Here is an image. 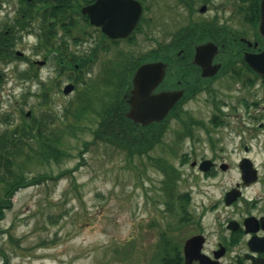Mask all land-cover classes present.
<instances>
[{"label": "rangeland", "instance_id": "obj_1", "mask_svg": "<svg viewBox=\"0 0 264 264\" xmlns=\"http://www.w3.org/2000/svg\"><path fill=\"white\" fill-rule=\"evenodd\" d=\"M204 1L194 0L192 15L177 0H150L153 4H147L149 9L139 32L133 37L135 41L131 44L123 42L113 49L138 57L156 48L154 40L167 44L179 32L184 35V26L190 21H195L194 25L202 28L201 22L214 21L212 12L201 14L198 11ZM241 1L212 0L209 3L213 10L221 12L217 23L229 27L228 36L220 34L219 37L227 40L231 37L229 32L241 31L246 24L241 15L230 13L231 5L241 3L246 6L247 1ZM18 6L17 0L1 3L0 29L11 20ZM76 20L77 25L71 28L68 36L60 32V38L55 36L51 39L54 44L65 39L70 54L78 55L81 44L73 42L72 38L82 32L83 22L78 17ZM37 21H32L30 32L15 39L13 50H19L23 55L7 64L0 62V70L4 72L0 112L8 114L16 124L22 122L20 108L25 113L29 112L28 118L46 117L49 129L59 136L60 147L69 155L49 167L31 161L26 164L29 177L44 172L51 176L63 173L55 179L21 187L11 197V205L4 209L0 219L3 230L0 249L7 255L6 260L0 255V264H160V257L155 253L161 233L173 242H182L194 232L209 230L215 215L221 212L210 211L209 202L220 194L222 188H212L209 184L214 181L201 176V171L190 165L192 160L214 156L226 162L228 168H218L220 175L216 178L222 180L225 188L226 183H235L240 158L248 156L264 182V82L255 79L246 82L232 79L228 74L219 75L205 83L204 90L187 101L188 113L181 115L183 126H194L193 138L185 136L187 132H184L181 140L175 141L170 149L173 133L169 130L162 143L151 144L148 151L129 157L125 150L105 138L93 141L91 132L99 126L101 106L93 104L94 112H85L78 121L64 110L70 103V110L80 103L79 98H84L83 89L89 92L92 100L99 98L100 105L115 101L118 95L115 81L111 79L107 84L103 80L106 79V75H102L104 69L96 64L83 76L86 81L89 76L97 74L95 79L86 81L84 86L75 84L73 92L63 94L62 87L67 82L70 68L58 69L54 63V52H46L47 47L40 46ZM89 31H93L91 27ZM243 36L254 38L253 33L247 30ZM259 39L262 41L259 45H263V40ZM45 56L48 57L47 62L38 64L37 61ZM225 58L224 55L223 62ZM173 60H177V55ZM23 71L34 73V76L23 79L20 77ZM247 76L251 75L245 73L244 78ZM219 112L218 122L224 113L238 114L233 118L242 126L240 136L233 133L229 136L228 128L224 127L226 123L211 126L210 118ZM251 114L258 118L252 120ZM50 115H54L53 119ZM198 121H202L205 128L198 125ZM177 122L173 121L172 126L180 125ZM68 123L75 126L69 129ZM231 124L235 125L234 122ZM0 126L1 129L3 125ZM64 128L72 130V133ZM206 130L213 139L207 138ZM140 133L136 129L132 131L134 135ZM185 154L188 160L182 161ZM156 159L162 163H173L176 167L178 175L174 195L185 193L187 197V219L181 224H178L181 199L172 198V210L176 215L165 211L167 196L162 187L165 174L155 165ZM262 191V186L253 188L248 196ZM169 224L179 228H172Z\"/></svg>", "mask_w": 264, "mask_h": 264}, {"label": "flooded vegetation", "instance_id": "obj_2", "mask_svg": "<svg viewBox=\"0 0 264 264\" xmlns=\"http://www.w3.org/2000/svg\"><path fill=\"white\" fill-rule=\"evenodd\" d=\"M78 1L81 5L79 7V14L77 17L81 20V22H83L80 28L82 29V32L78 37H73L72 39L73 42L81 44L80 54H70L67 50L68 45L66 44L65 39H61L60 44L57 42L54 44L51 39V44L49 43L46 52H54V63L55 65H58V69L70 68L67 73L66 83H72L75 85V79H77L78 84H82L84 86L86 81H91L96 78L97 74L89 76L86 81L83 78L84 73L96 64L98 67H101V69H104L102 75H106V78L108 75H112V79L115 81V87L119 91L117 97L121 100L119 112L128 120L132 128L141 132L144 145L147 147L146 151L152 148L149 147L151 144L154 146V144L162 143L163 139H165V133L169 130L173 133L172 139L170 140L172 141L170 142V149L174 146L175 141L181 140V137L187 130H190L192 134L186 135L193 138L194 131H192V127L194 126H183L181 123H183L182 121L184 118H182L181 115L188 113L186 109L187 101L192 99L194 95L204 90L205 87L203 85L205 83L215 80L219 75L226 76L227 74L232 79H239L246 82H250L252 79H255L264 82V78L256 74L245 61H240L239 59L237 60L239 57L243 59L245 52L256 53L264 46V40L263 45L260 46L258 39V23L260 18L259 2L257 6L252 4L251 0H246V6L241 3L236 6L231 5L230 13L234 16L241 15L242 20L244 19L246 24H244L245 26H242L241 31L235 29L236 32H229L231 37L224 40L219 36L220 34L228 36L229 27L217 23L216 20H218L221 12L217 11L216 6H214V9L216 10H213V7L209 4L212 0H205L198 7V11L201 12V14L206 11L212 12L211 17L214 18V21L207 20L206 22H201V27L207 31L211 30L213 36H207L202 41L200 40L198 42H195L193 39H189V41L185 44V41L183 42L177 36L170 39L167 44L162 41L154 40L156 48L150 50L144 55L134 57L133 54H128L124 51H120L118 53L115 51L116 49L114 50L113 48L123 42L131 44L135 41L133 37L137 32H139L141 22L144 19L145 13L149 9L147 4H153V2H150V0H134L138 2L141 7L140 16L134 29L126 37L114 38L103 31L102 25L92 24L88 15L81 12L83 7L94 3L96 0ZM244 1L245 0L241 2ZM177 2L187 8L192 15L194 14L192 9L194 0H177ZM54 23V37L56 36L60 38L62 35L68 36L70 31L73 29L67 25V20H62L60 22L54 21ZM194 23L195 21H190L184 27L186 30H190ZM90 27L93 31H89ZM245 27H247V29ZM245 30L253 33L254 38L252 40L243 36ZM180 34L181 32L178 33V36ZM221 41H225L229 44L224 48ZM207 42H211L217 46V53L212 59V64H220V67L217 73L213 76H203L202 68L193 62L196 46ZM248 42L252 44L254 42H258V46H248ZM179 44H182V46H178ZM166 51L175 52L181 59L173 61L166 60ZM188 52L190 53L189 55H187ZM101 54L103 55L102 59ZM111 54H113L112 57H110ZM224 55H229L232 60L223 62L222 58ZM47 60L48 57L45 56L43 60H38L37 63L42 65L47 62ZM153 62H161L164 64V77L151 91V94L164 91L181 90L182 95L173 104L162 120L142 125L141 123H135L132 119L128 118L126 113L130 109L129 99L132 95L131 90L134 87L133 76L135 71L140 65ZM76 71L78 72L77 75L74 74ZM245 73L251 76L244 78ZM118 74L120 75L119 80H117ZM66 83H64L63 86ZM95 96L96 95L93 96V99ZM93 104L94 106H96V104L100 106L99 98L93 100ZM219 113L214 114L213 116L219 118L221 112ZM237 115L238 114L224 113L222 114L223 118L219 120L221 124H227L224 127L228 128L227 130L229 132V136L231 133L237 136L241 135L242 126L237 119L233 118ZM249 117L252 120L258 118L253 114ZM173 121H178L177 123L180 122V125L172 126L171 123ZM231 122H234L235 125H232ZM261 125L262 123H259V126ZM177 127H179L178 130L175 129ZM206 131L208 133L207 138L213 139L209 134V130ZM243 157L244 156H242L240 160ZM204 158L207 157H203L199 159V161ZM209 159L213 163L212 167L208 172H200L199 174L214 181L209 184L212 188H222V190H220V194L209 202L210 211L221 212L215 215L209 230L194 232L187 238L183 239L182 242L174 241L175 245H167L165 250L178 251V255L182 257L183 264H186L184 253L186 240L194 235H202L203 238L198 249L199 252L195 253L196 257L193 258L189 264H264V182L258 175L255 181L246 183L243 179V174L239 171L235 183H226L225 185H227V187L224 188L222 180L216 178L220 175L217 171L218 168H220V165L227 163L218 160L214 156H211ZM239 162L237 165H239ZM172 166L176 169L174 164ZM157 168L164 173L161 168L158 166ZM261 186L263 187L262 193L260 192L259 194L255 192L253 196H248L250 190ZM229 191H233V194L235 195L238 193V195L234 198L230 197L231 200L227 203V193ZM220 208H222V210ZM248 218H251V220H247ZM160 249L162 254H160ZM155 256L163 257V249L160 248L159 245L157 246V253H155Z\"/></svg>", "mask_w": 264, "mask_h": 264}, {"label": "trees", "instance_id": "obj_3", "mask_svg": "<svg viewBox=\"0 0 264 264\" xmlns=\"http://www.w3.org/2000/svg\"><path fill=\"white\" fill-rule=\"evenodd\" d=\"M258 1L259 0H251L252 4L256 6L258 5ZM2 2H5V0H0V6ZM17 3L19 6L13 12L11 20L2 25L0 29V62L5 64L10 62L13 58H16L13 50L15 39H20L22 34L30 32L33 29L31 24L32 21L38 20L37 22L39 23L40 46L48 47L51 38L55 35L54 21L60 22L62 20H67V25L73 28L75 24L77 25L76 18L79 14V7L81 5L78 0H17ZM192 26L190 30H185L184 35L182 33L179 36L177 35L180 40L183 42L185 41L184 44L188 42L189 39L198 42L207 36L210 37L212 34L211 30L207 31L197 25ZM260 42L262 43L261 40ZM221 43L224 48L229 44L225 41H221ZM178 46H182V44ZM189 54L188 52L187 55ZM175 57L176 54L174 52L165 53L166 60L173 61ZM178 58L181 59L177 56V59ZM225 59L226 61H230L231 57L226 55ZM238 59L242 61L241 57ZM20 75L23 79H29L34 76V73L31 74L29 71H23ZM3 77L4 73L0 70V92L1 85L4 81ZM111 79L112 75H108L105 79L106 83H111ZM119 79L120 75L118 74L117 80ZM75 82L78 84L77 79H75ZM83 95L84 98H89L85 101L80 97V103L77 100L75 103H78L73 110H70L71 103L64 109L67 114H72L76 121L80 120L85 112L94 109L92 96L89 95V92L83 89ZM113 102L109 104H105V102L101 103V110L98 113V116L101 118V120H99V126L91 132L93 141L97 138H105L114 143L117 147L125 150L129 157H132L134 154L140 155L147 148L144 145L141 133L136 135L132 134L134 128H132L128 120L119 112L121 103L120 98L117 97ZM95 111L97 110L95 109ZM20 116L22 122L16 124L8 114L0 112V125H3L0 129V219L3 217L4 209L11 205V197L19 188L38 184L49 178L55 179L63 173L60 172L57 176H51L50 173L44 172L29 177L26 170V164L28 162H37V164H45L49 167L53 162L57 163L62 157L69 155L66 149L60 147L59 136H57V134L55 135L54 130L49 129L46 117H41L40 119L28 118L22 108H20ZM53 116L54 115H50L49 117L53 119ZM216 119V116H212L210 124L214 126L218 125L219 122L216 121ZM191 122L195 123V120H191ZM50 124H52V122ZM197 124L205 127L202 121H198ZM66 126L71 129L75 125L68 123ZM64 130L68 129L64 128ZM68 131L72 133V130ZM186 132V134H192L190 130ZM183 156L184 158L182 161H187V155L185 154ZM156 165L161 168L165 174V179L163 181L164 185H162V187L167 196L166 213L169 215H176V212L172 210V198L175 197V200L181 199L180 204H178L180 211L178 214L181 213V215L178 216V224H181L187 219L188 211L186 208L187 197L185 193L174 195L173 188L176 185L175 182L178 174L170 163H162L159 162V159H156ZM169 226L172 228H179V226H171V224H169ZM1 232H3L2 228H0V234ZM160 237L159 247L163 249V257H160L159 260L160 264H183L182 257L178 255V251L165 250L167 245H175V243L170 240V237L165 233H161ZM160 254H162L161 249ZM0 255L6 260L7 255L1 249Z\"/></svg>", "mask_w": 264, "mask_h": 264}, {"label": "water", "instance_id": "obj_4", "mask_svg": "<svg viewBox=\"0 0 264 264\" xmlns=\"http://www.w3.org/2000/svg\"><path fill=\"white\" fill-rule=\"evenodd\" d=\"M260 19L258 31L264 38V0L259 1ZM86 13L90 22L94 25H102L103 31L114 38L126 37L134 29L141 12V7L134 0H96L94 3L81 9ZM248 45H251L248 42ZM257 43H254L256 46ZM21 54L20 51H17ZM217 53V46L211 42L199 44L195 48L193 62L202 68L203 76H213L217 73L220 64H212V59ZM244 61L258 75L264 77V47L257 53L245 52ZM41 63V62H40ZM164 77V64L161 62L145 63L140 65L133 76V89L129 99L130 109L126 113L127 117L135 123L147 125L153 121L162 120L173 104L180 98L182 91H164L151 94V91L158 85ZM74 89L73 84H66L63 93L68 94ZM29 114V112H27ZM196 161L191 162L194 166ZM213 165L210 159H204L198 164V169L206 172ZM220 168L225 170L226 164H221ZM240 172L246 183H251L257 178V169L248 157L242 158L239 163ZM238 195L233 191L227 193V203ZM247 220H251L248 218ZM202 235L189 237L184 246L185 263L189 264L202 242ZM195 249V250H193Z\"/></svg>", "mask_w": 264, "mask_h": 264}]
</instances>
